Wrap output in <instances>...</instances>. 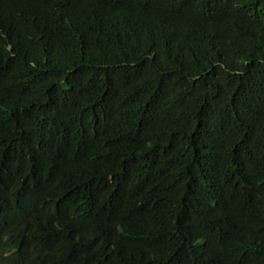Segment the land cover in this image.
<instances>
[{
  "label": "trees",
  "instance_id": "obj_1",
  "mask_svg": "<svg viewBox=\"0 0 264 264\" xmlns=\"http://www.w3.org/2000/svg\"><path fill=\"white\" fill-rule=\"evenodd\" d=\"M0 264H264V0H0Z\"/></svg>",
  "mask_w": 264,
  "mask_h": 264
}]
</instances>
